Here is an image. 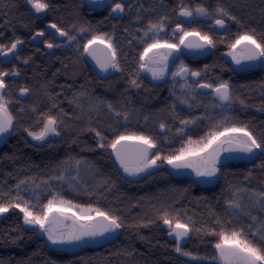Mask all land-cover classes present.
I'll use <instances>...</instances> for the list:
<instances>
[{
	"label": "trees",
	"instance_id": "16d2710c",
	"mask_svg": "<svg viewBox=\"0 0 264 264\" xmlns=\"http://www.w3.org/2000/svg\"><path fill=\"white\" fill-rule=\"evenodd\" d=\"M198 2L210 16L228 20L227 33L235 34L233 41L238 34L252 30L258 41L264 40V0L246 4L234 0ZM250 5L252 13L248 12ZM218 7L236 20L217 13ZM73 61L76 64H71ZM73 61L67 55L59 69L45 77L35 74L28 84L31 100L16 110L19 113H12L13 127L0 143V201H13L19 192L39 211L40 205L57 195L119 217L122 232L102 247L86 245L70 252L53 246L38 227L24 224L18 208H11L0 214V264H221L213 259L218 256L214 245L219 239L213 233L240 229L257 245L264 244L258 235H252L258 220L247 210L237 213L228 208L236 193L247 186L264 193V153L252 167L242 163L233 166L211 190H203L194 181L190 184L163 176L159 171L142 179L129 178L119 169L108 145L119 135L135 133L133 99L122 100L119 110L126 116L118 121L120 128L114 129L107 115L102 114L104 107L99 108L103 101L100 93L91 90L96 85L90 83L95 75L79 52ZM123 70L127 75L132 69ZM254 78L247 90L249 98L243 101L246 110L238 122L257 139H264V62ZM89 110L96 115L87 117ZM48 116L57 119L60 134L43 144L33 142L28 132H39ZM81 165L85 172L76 175ZM164 212L169 216L178 214L181 222L190 226L191 238L180 246L181 252L176 251L177 240L163 224ZM255 213L264 220V207Z\"/></svg>",
	"mask_w": 264,
	"mask_h": 264
},
{
	"label": "flooded vegetation",
	"instance_id": "af4514ba",
	"mask_svg": "<svg viewBox=\"0 0 264 264\" xmlns=\"http://www.w3.org/2000/svg\"><path fill=\"white\" fill-rule=\"evenodd\" d=\"M45 2L49 4V8L37 13L26 0H0V45L10 47L17 39L23 41V44L17 46L16 53L0 55V71L19 73L4 77L6 88L2 91L6 100L10 101L8 109L11 115L19 113L16 110L31 100L28 84L35 78V74L37 77L42 75L45 77L50 71L57 70L61 64H65L67 55L73 61L79 52L95 75L90 83L100 85V89L98 86L97 89L91 87L92 91L100 93L103 102L108 104L106 107H109V102L132 97L133 113L137 121L133 126L135 133L132 135L153 138L156 145L154 153L161 157L178 153L190 139L193 142L202 141L210 133L217 131L218 125L246 126L238 122L246 110V104L241 101L249 98L250 92L247 90L251 88L254 77L260 72L264 58L241 59V63L236 64L230 53L235 51L237 56H241L243 44L236 50L231 49L229 45L234 42L231 37L235 34L231 36L227 33L228 20L220 16L197 14L195 9L201 7L198 0H45ZM116 2L124 3L123 13L112 12V6ZM182 9L192 11L193 15L181 16ZM216 19H223L224 26L216 25ZM52 23L68 30L77 39L69 42L67 38L56 33V39L50 41L49 33H55L54 29L49 28ZM150 23H163V30L159 31L158 38L179 45V49L175 51L161 47L149 52V56L155 53L157 61L165 54L168 56L165 62L152 65L156 68L164 67L163 75L156 79H153L151 72L139 67L143 63L139 59L140 53L152 42L151 37L154 35L149 31ZM177 24L189 32L207 33L213 39L214 45L200 49L187 48L179 44L178 38L182 33L176 31ZM80 28L87 31L80 32ZM41 31L45 35L37 36ZM105 34L111 37L116 48L120 71L111 68L102 71L92 56L83 51V45L93 35ZM185 39L187 42L196 38L189 36ZM46 41L61 46L49 49ZM93 47L98 49L97 55L103 58L107 51L105 46L97 42ZM25 60L28 62L24 63ZM71 64H76V61ZM181 64L189 71L173 77L172 73L179 71ZM125 67L132 69L127 75H123ZM193 71L199 72L200 75L192 76ZM132 80H136V85L131 83ZM224 81L231 87L233 100L230 102L221 101L213 91ZM201 84H211L213 87L202 88ZM23 88L29 91L22 94ZM148 115H158L165 128L161 129V124L147 125L145 118ZM181 121L190 123L183 126ZM183 130L185 132L180 133ZM223 148L226 149L227 145ZM221 153L226 160L216 165L218 171L214 176L217 181L213 186L200 185L197 182L200 176L196 175L193 168H178L181 172L176 174V169L171 165L167 166L163 159L159 160L158 167L148 174L136 173L127 177L142 179L152 172L159 171L163 176L185 180L184 182L188 181L190 184L194 181L203 190H211L218 185L221 176L228 174L233 166L242 163L245 167H252L259 158L248 162L232 158L227 151ZM191 157L195 159L194 155ZM187 159L190 160V157ZM172 237L176 239L175 235ZM83 246L85 245L79 244V250Z\"/></svg>",
	"mask_w": 264,
	"mask_h": 264
},
{
	"label": "snow or ice",
	"instance_id": "6c2138e0",
	"mask_svg": "<svg viewBox=\"0 0 264 264\" xmlns=\"http://www.w3.org/2000/svg\"><path fill=\"white\" fill-rule=\"evenodd\" d=\"M32 9H35L37 13L44 12L49 8V4L45 0H26ZM125 11L123 2H116L112 6L113 13H123ZM196 13L203 16L210 15L209 11L204 7H197L195 9ZM216 12L222 16H227L232 20H236L234 16L225 11L223 8H217ZM181 16L191 17L193 15L192 11L187 9H182L180 12ZM216 25L220 27L224 26L223 19H216ZM149 31L153 32L154 35L151 37L152 42L148 43L144 47L143 52L140 53L141 63L139 67L145 69L152 73L153 79L159 78L164 73V67L156 68L152 65L156 63H163L167 60L168 56L165 54L161 57L160 61L155 59V53L149 56V52L153 49H159L164 47L170 51H175L179 49V45L175 43H170L167 40H161L158 38L159 31L163 30V23H150ZM49 28L54 29L55 33H49L50 41L56 39V33L60 37H65L69 42H73L77 39L75 35H72L68 30L62 29L57 24L52 23ZM75 28V25L73 26ZM80 32H86L87 29L80 28ZM176 31L182 33L179 36V44H183L187 48H205L212 47L214 45L213 39L207 33L199 32H189L185 28L177 24ZM255 30L252 32H243L238 34L233 43L229 47L236 50L238 46L243 44V52L241 56H237L235 51L231 52L230 55L233 56V60L236 64L241 63V59L246 60H258L264 58V40L258 41L254 35ZM43 31L38 32L37 36H44ZM145 36H148V32H145ZM194 36L196 39L194 41H187L186 37ZM35 38V37H34ZM50 41H46V46L51 49L54 47H60V44H55ZM103 44L106 48L103 58L97 55L98 49L93 47V45ZM23 44L22 40L17 39L15 42L11 43L10 47H5L0 45V55H7V53H16L17 46ZM83 51L96 61L102 71H107L109 68L120 71V65L117 59V51L113 46L111 37L105 35H93L91 39L83 45ZM170 54V52H169ZM18 59L19 56L17 55ZM28 61L25 60L24 63ZM189 70L183 65H180V69L177 72H173V77L187 73ZM11 75H19L18 72L13 71L12 73L0 71V135L7 133L13 127V116L9 112L8 104L10 101L6 100L5 94L2 91L6 88L4 77ZM192 76H199L200 73L193 71ZM131 83L136 85V80H132ZM202 88H212L211 84H201ZM29 90L26 88L21 89V93H27ZM216 95L221 101H232L233 96L231 94V87L227 81L221 82L217 87L213 89ZM243 103V101H241ZM119 115V113H117ZM183 124L190 123V121H181ZM58 121L53 116H48L46 122L39 132L29 131L28 135L34 140L43 141L49 134L59 135L57 131ZM161 129L165 128L162 123L160 125ZM100 136V133H96ZM103 139V137H101ZM135 139L139 141L138 146L134 149H129L122 142ZM190 145L195 143L197 148H182L178 153L161 157L158 153H150V149L156 147L153 138L148 136H126L119 135L108 145L116 153L117 160L120 161L121 167L124 171L130 175L136 174L138 172L144 171L147 168L154 166L157 160H165L173 168H193L197 176H214L218 168L216 167L219 162V156L221 151H239L254 155L257 150L260 153H264V139H257L253 133L248 129L247 126L237 127V126H226L224 124L217 126V131L212 132L207 138L202 141L193 142L191 139L188 142ZM120 145V147H118ZM215 145V146H214ZM224 145H228V148H223ZM104 144H100V147H104ZM129 152L135 154V163H130L128 159ZM207 153L206 156L200 157V161L203 167L197 166L187 159L189 155L199 156L200 153ZM151 157V158H150ZM79 163V162H78ZM62 178V177H61ZM27 183L26 181H21V184ZM34 183V182H33ZM38 187V186H37ZM20 185H17V189ZM259 202L264 206V193L259 194ZM59 203L57 208V214H53L54 206ZM229 207H239V203L236 201H230ZM11 208H18L20 212L23 213L24 224L39 226V229L45 232L48 239L53 244H66L72 242L83 243L86 238H96L103 236L105 233L114 232L120 229L123 225L120 222V218L110 214L109 212L102 211L99 208H81L78 205H73L71 201L59 200L55 198L48 200L46 204L40 205L39 211H36V204H31L27 200H24L19 192L15 200L4 203L0 201V214L8 212ZM76 208V211H71ZM70 213V215H68ZM93 213L95 215H93ZM71 219L72 225L69 231L58 232L52 225L59 223L60 219ZM163 224L167 225L170 236L175 235L177 240L176 251L181 252L179 241L182 237L188 235L190 229L189 224L181 222L177 215L169 216L167 212L161 216ZM199 231V229H197ZM219 237L218 242L214 245L218 252L219 260L223 264H264V244L257 245L252 239H249L244 235L243 229L232 230L230 233L219 232L213 233ZM260 241H264V224L261 225L259 229ZM253 237L257 233H252ZM184 255H191L190 253H183ZM213 259H216L214 257Z\"/></svg>",
	"mask_w": 264,
	"mask_h": 264
},
{
	"label": "rangeland",
	"instance_id": "374dc122",
	"mask_svg": "<svg viewBox=\"0 0 264 264\" xmlns=\"http://www.w3.org/2000/svg\"><path fill=\"white\" fill-rule=\"evenodd\" d=\"M234 1H241V2H243L244 4H246V3H248L249 1H251V0H234ZM253 8H252V5H250L249 6V13H252L253 11ZM98 86V89H100V85H95L94 87L96 88ZM97 89V88H96ZM91 90H92V88H91ZM111 102H109V104H110ZM123 103V101L122 100H119V101H113L110 105H109V107H106V105H108V104H105V102H100L99 103V108H101V106H103L104 107V110H105V112L103 111L102 112V114H103V116H104V114H106L107 116V118H108V120L109 121H111L113 124V127H114V129H119L120 128V125L118 124V121L119 120H123L124 118H125V116H126V114L124 113V112H122L121 110H119V107H121V104ZM98 107V106H97ZM107 110V111H106ZM107 112V113H106ZM89 115H86L87 117L88 116H92V114L95 116L96 114L95 113H92V112H90V110H89ZM117 113H119V115H117ZM125 115V116H124ZM161 122H163L162 120H161V118L158 116V115H154V116H152V115H148L146 118H145V123L147 124V125H149V124H161ZM186 125H188V124H183V126H186ZM186 129V128H185ZM185 132V130H183V131H180V133H184ZM55 135L54 134H49L48 136H46L45 137V139L43 140V141H38V140H34L31 136H29L30 137V139L33 141V142H35V143H38V144H43V143H46V142H48L49 140H51L53 137H54ZM127 136H133L132 134H130V135H127ZM215 146V145H214ZM198 146H197V144H195V143H193V144H189V143H187L183 148H190V149H195V148H197ZM222 152V151H221ZM220 152V156H219V162L218 163H220L221 161H224V160H226L225 159V157H224V155H222V153ZM207 155V153H200L199 154V156H196V155H194V158L195 159H192V157H191V155H189L188 156V158L190 157V160L189 161H191L192 163H194L195 165H197V166H200V167H203V165H202V163H201V161H200V157H204V156H206ZM197 157H199L198 159H197ZM218 163H217V165H218ZM158 164H159V160H157V162H156V164L154 165V166H152V167H150V168H147V169H145L144 171H141V172H138L137 174H139V175H146V174H148L152 169H155V168H157L158 167ZM121 164H119V169L126 175V176H128L129 175V173H127V172H125L124 171V169L120 166ZM166 165L167 166H169V164L168 163H166ZM85 172V169H84V166H79V167H77V169H76V175H81V174H83ZM74 175V174H73ZM76 177V176H75ZM74 177V178H75ZM261 193H263V192H261L258 188H256L255 186H247L245 189H242V190H240L239 192H237L236 193V197L232 200V201H236V202H238L239 203V207H229V204H228V208L230 209V210H232V212H237V213H242V212H245L246 210L247 211H249L248 212V214H249V216L251 215V217H253V218H255L256 220H258V222L257 223H255L256 224V228H255V230H256V232L255 233H257V235L260 237V234H259V229L261 228V225L262 224H264V220L263 219H261V218H258V216L256 215V213H255V211H261V210H263V207L264 206H262V204L259 202V200H260V196H259V194H261ZM53 198H55L57 201H59V200H65V199H63V198H60V197H58L57 195H55ZM52 198V199H53ZM65 201H67V200H65ZM73 204V203H72ZM73 205H76V204H73ZM60 205H59V203H57V205L56 206H54V208H53V210H57V208L59 207ZM79 206V205H78ZM79 207H81V208H89V207H84V206H79ZM92 208V207H91ZM71 211H76V208H73ZM68 215H70V213H68ZM93 215H95L94 213H93ZM256 216H257V218H256ZM72 220L71 219H69V222H68V224L67 225H65V226H63V227H60V226H57V225H52V227H54L58 232H67V231H69V229H70V227H71V225H72ZM34 227H38L39 228V226H34ZM41 231V233L48 239V236H47V234L45 233V232H43L42 230H40ZM48 241L53 245V246H55V247H57V248H64V249H68L74 242H72V243H66V244H53L49 239H48ZM217 255H218V252H217ZM216 260L218 261V262H220L221 264H223V262L222 261H220L219 260V256H217V258H216Z\"/></svg>",
	"mask_w": 264,
	"mask_h": 264
},
{
	"label": "water",
	"instance_id": "95a60500",
	"mask_svg": "<svg viewBox=\"0 0 264 264\" xmlns=\"http://www.w3.org/2000/svg\"><path fill=\"white\" fill-rule=\"evenodd\" d=\"M4 134L0 135V143L4 137ZM122 144L126 145L129 149H134L138 146H142L139 144V141H137L135 139L128 140L126 142H122ZM118 147H120V145H118ZM228 147L229 146L227 145V148ZM149 151H150V153H154L155 148H152ZM227 152H228L229 156H231L234 159H238V160H242V161H248V162L256 160L260 154L259 150H257L254 155H250V154L239 152V151H231V152L227 151ZM114 155L116 158L115 152H114ZM128 159H129L130 163H135V154L133 152H129ZM116 160H117V158H116ZM117 161L120 163L119 160H117ZM175 169H176V174H178V172H181V171H179V169H177V168H175ZM216 181H217L216 176H211V177L200 176L197 179V182L200 185H204V186H213L214 184H216ZM53 214L56 215L57 210H53ZM67 222H68V219H62L61 218L60 222L56 223V225L62 227V226H65ZM165 227L168 229L167 225H165ZM121 231L122 230L120 228V229L115 230L114 232L105 233L103 236H99L96 238H86L82 244L89 245V246L94 247V248H99L101 246H104V245L111 243L112 241L116 240L119 237V235L121 234ZM189 240H190V231H189L187 236L181 238V240L179 241V244L184 246L189 242ZM80 243L81 242H75L74 244H72L69 247V251L70 252H76L77 250H79V244Z\"/></svg>",
	"mask_w": 264,
	"mask_h": 264
}]
</instances>
